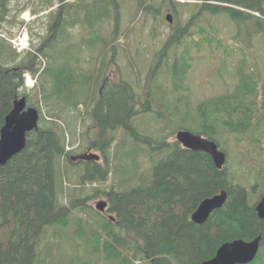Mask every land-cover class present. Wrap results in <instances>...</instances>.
Returning a JSON list of instances; mask_svg holds the SVG:
<instances>
[{
	"label": "trees",
	"instance_id": "obj_1",
	"mask_svg": "<svg viewBox=\"0 0 264 264\" xmlns=\"http://www.w3.org/2000/svg\"><path fill=\"white\" fill-rule=\"evenodd\" d=\"M168 1L176 14L181 6L192 12L184 28L172 26L173 31L162 51L165 55L176 47L168 64L177 91L183 88L186 73L191 68L190 36L194 34L191 28L198 25V32L204 35L205 42L201 40L198 44H221L215 36L204 38L211 26L210 20L204 17L206 13L215 16L228 13L238 22L257 16L253 12L264 15V0ZM147 2L136 0L140 11L151 8ZM52 6L48 2L45 7ZM116 9V0H60L58 8L50 11L52 33L42 45H34V48L31 45L30 50L19 52L7 41V36V39L0 38V134L17 98L26 96L28 105H34L41 113L38 128L27 134L25 149L0 165V264H50L46 251L42 249V254L38 251L45 230L52 224H66L72 210L83 206L87 199L78 197L68 206L58 204L64 184L62 181L59 188L57 178L68 175V164L75 168L83 165L82 180L96 183L94 193L88 198H106L105 211L114 215L108 218L97 211L99 219L95 222L92 219L99 240L97 249L106 260L117 264H137V260H141L138 264H201L214 257L223 243L237 238L251 240L261 234L260 251L249 264H264V219L256 210L260 198L251 203L248 189L231 181L226 167L219 169L210 154L184 148L177 140L167 142L166 138L145 136L132 125L133 116L153 110L158 99L153 97V91L159 93V84L152 86L146 92L147 98L141 100V94L128 81L121 77L117 81L109 79L107 69L112 62L109 54L113 46L100 35L97 41L89 38L82 41L91 49L102 48L93 70L85 72L76 53L72 59L66 57L78 47L73 41L60 46L62 61L57 59L54 33L81 24L98 34L96 26L109 19ZM6 11H0V20ZM202 20L208 22L207 27L200 24ZM42 53H48L53 62L46 64L45 61L43 66ZM26 72L38 73L40 83L36 89H41V97L50 108L48 113L42 110L39 102H33L35 88L25 86ZM237 78L232 91L208 98L199 105L203 117L199 126L206 134L202 133L217 142L228 129L244 137L250 135L252 141L259 140L255 133L264 122V86L261 87L260 75L246 59L240 61ZM81 97H86L85 113L96 128L94 135L93 131L88 133L87 145L82 143L80 131L75 138L69 131L70 125L62 123L65 111L80 110ZM117 139L120 140L118 144ZM129 139L133 142L131 146L138 147L139 154L145 152L142 144L154 150L169 149L167 156L155 163L152 176L151 166L148 173L142 171L144 175L133 170L119 179V171H128L131 167L129 163H119L120 148L129 146ZM67 144L72 147L67 149ZM90 149L99 150L103 162L73 160V156L86 154ZM114 159H117L115 164ZM114 172L118 179L106 187L105 182ZM82 185H75V189H81ZM222 189L228 192L225 204L213 211L206 222L195 223L192 214L201 201Z\"/></svg>",
	"mask_w": 264,
	"mask_h": 264
},
{
	"label": "rangeland",
	"instance_id": "obj_2",
	"mask_svg": "<svg viewBox=\"0 0 264 264\" xmlns=\"http://www.w3.org/2000/svg\"><path fill=\"white\" fill-rule=\"evenodd\" d=\"M165 1L168 0H148L147 6L152 5L151 8L140 11L136 0H116V11L109 19L107 18L96 26L98 34L92 33L90 28L86 29L83 25L77 24L75 27H66L63 32L54 33L53 41L57 44L56 55L59 62L62 61L61 53L59 54L62 49L60 46L71 41L77 44L76 51L68 52L66 57L72 59L76 53L75 56L81 59L82 69L89 72L94 69L102 48L91 49L83 44V39L89 38L91 41H97V35L107 38L108 43L111 47L113 46L112 54H109V59H112V62L107 69L109 79L117 81L121 77L128 81L133 89L141 94V100L147 98L146 92L152 86L160 85L159 93L157 91L156 94L153 91V97H158L153 105V110L133 116L132 125L145 136L159 140L166 138L167 142H173L176 140V134L180 128L205 133L204 128L199 126L203 119L199 105L208 98L228 93L235 88L238 82L237 71L242 59H246L248 65L260 75V85L264 86V15L253 12L257 16L241 19L238 22L233 20L228 13L216 16L206 13L204 17L210 20L211 26L204 33L206 34L204 38L208 35L212 38L215 36L214 39L220 41L221 44L216 42L212 46L208 43L198 44L203 40L204 35L198 32V25L191 28L194 31V34L190 36L189 62L191 68L186 73L183 88L177 91L170 74L171 65L168 64L170 63L169 56L174 53L176 47L174 46L165 55L162 51L173 31L172 26L184 28L183 26L191 17L192 12L189 8L181 6L179 13L176 14L170 6V2ZM174 1L181 3L202 2V0ZM48 2L53 4L50 9L45 7ZM59 2L60 0H0V11L7 10L6 15L0 20V38L7 39L6 36H17L26 26L32 47L42 45L52 33L53 17L50 11H55ZM23 7L24 9L20 11ZM168 13L173 14V23H169L167 20ZM27 18L30 19L27 20ZM200 24L204 27L208 26V22L203 20L200 21ZM212 24L216 31L213 30ZM199 45L201 46L198 47ZM48 53V56L43 53L41 55L43 66L45 61L46 64L53 62V58ZM186 57L188 58V56ZM31 74L34 79H37L36 74ZM36 81L35 89L40 83L38 79ZM35 89L32 97L33 102H39L38 105L42 110L48 113L50 108L41 97V89L39 87ZM85 98L81 97L83 100L79 106L80 110L65 111L62 123L70 125L69 131L75 138L77 132L80 131L82 143L87 145L85 140L88 133L93 131L94 135L96 128L93 126L92 118L85 113ZM261 99L263 100V98ZM207 112L210 113V110ZM255 135L259 140L252 141L249 139L250 135L244 137L228 129L223 131L217 139L220 149L226 150L227 153L225 167L230 180L242 184L248 189L251 203L257 201L264 194V122ZM119 139H117V144L120 143ZM78 143L79 141L76 145ZM129 143V146L120 148L119 163L121 165L129 163L131 167L128 171L126 169L119 171L120 180L133 170L144 175L142 171L148 173L151 166L150 175L152 176L155 163L165 158L169 152V149L154 150L149 145L142 144L140 146L145 149V152L139 154L138 147L131 146L133 142L130 139ZM87 152V154H98L100 156L98 161L103 162L104 159L99 150L90 149ZM115 157L117 158L116 154ZM116 160L114 159V164ZM78 166L75 168L68 164L66 167L68 175L64 174V177L58 175L59 188L62 181L64 184L59 192L58 204L68 206L78 197H87V199L83 206L72 210L66 224L56 223L47 227L38 246V251L40 254H42V249L44 252L46 251L48 256L46 260L50 264H117L115 261L106 260L97 249L99 240L92 225V219L96 221L100 216L97 213V211L99 212L98 202L100 200L107 201V199L104 197L88 198V195L94 193L96 183H92L91 180L83 181L81 177L83 165L79 164ZM118 175L110 173L109 180L105 182L106 187L107 184L116 181ZM97 183L98 185L102 184ZM78 184H83L81 189H75V185ZM102 215L108 218L114 216L107 211H103ZM139 261L141 260H137L136 263L138 264Z\"/></svg>",
	"mask_w": 264,
	"mask_h": 264
},
{
	"label": "water",
	"instance_id": "obj_3",
	"mask_svg": "<svg viewBox=\"0 0 264 264\" xmlns=\"http://www.w3.org/2000/svg\"><path fill=\"white\" fill-rule=\"evenodd\" d=\"M169 23H173V14H167ZM41 114L38 108L28 105L26 96L17 98L13 109L6 116L5 124L0 134V165H5L14 155L25 149L27 134L38 128ZM176 140L184 148L204 151L211 155L219 169L225 167L227 153L220 149L216 140L191 130L180 129L177 131ZM73 160L83 159L99 160L98 154H82L73 156ZM228 198L226 189L219 193L206 197L201 201L198 208L192 214L195 223L202 224L208 220L213 211L221 208ZM108 202L100 200L97 209L105 211ZM256 210L260 218L264 219V194L256 204ZM261 234L251 240L237 238L223 243L214 257L205 260L201 264H249L254 261L261 248Z\"/></svg>",
	"mask_w": 264,
	"mask_h": 264
},
{
	"label": "built area",
	"instance_id": "obj_4",
	"mask_svg": "<svg viewBox=\"0 0 264 264\" xmlns=\"http://www.w3.org/2000/svg\"><path fill=\"white\" fill-rule=\"evenodd\" d=\"M29 19L30 18H27V20ZM9 40L18 51H25L31 49L30 37L26 26L23 28V31H21L17 36L9 38ZM24 76L26 86L28 88L35 87L37 79H34L33 75L30 72H26ZM69 148L70 147H68V149Z\"/></svg>",
	"mask_w": 264,
	"mask_h": 264
},
{
	"label": "bare ground",
	"instance_id": "obj_5",
	"mask_svg": "<svg viewBox=\"0 0 264 264\" xmlns=\"http://www.w3.org/2000/svg\"><path fill=\"white\" fill-rule=\"evenodd\" d=\"M40 114H41V113H40ZM68 147H70V148H71V147H72V145H69V144H67V149H68ZM70 148H69V149H70Z\"/></svg>",
	"mask_w": 264,
	"mask_h": 264
}]
</instances>
